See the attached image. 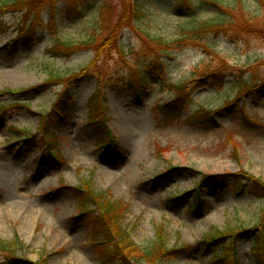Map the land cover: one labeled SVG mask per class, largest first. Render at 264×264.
Returning a JSON list of instances; mask_svg holds the SVG:
<instances>
[{
    "label": "rangeland",
    "instance_id": "rangeland-1",
    "mask_svg": "<svg viewBox=\"0 0 264 264\" xmlns=\"http://www.w3.org/2000/svg\"><path fill=\"white\" fill-rule=\"evenodd\" d=\"M93 1L33 0L0 11V104L7 102L0 112V243L19 245L15 253L0 248V264H126L107 257L96 231L98 207L86 212L79 204L75 187L85 180L123 204L118 225L137 249L157 252L134 264H259L253 247L264 239V197L251 184H264V5L232 0L233 24L207 36L211 46L175 44L163 55L166 80L144 86L141 67L155 43L142 44L128 27L110 40L97 38L95 45H105L100 51L93 44L70 57L47 51L56 35L79 43L97 30L102 1L107 29L122 16L132 18L134 0ZM167 3L148 2L154 14L137 24L172 41L178 20L157 7ZM31 24L38 27L36 40L15 51L11 41ZM204 65L223 73L218 81L224 82H201ZM169 80L187 82L188 106L171 116L161 110L174 94ZM66 88L63 115L47 128L51 143L41 112L46 117ZM97 95L98 112L91 114ZM232 101L235 110L223 108ZM208 111L213 120L203 118ZM244 181L249 186L240 189ZM222 233L231 236L207 243ZM229 245L231 257H214Z\"/></svg>",
    "mask_w": 264,
    "mask_h": 264
},
{
    "label": "trees",
    "instance_id": "trees-1",
    "mask_svg": "<svg viewBox=\"0 0 264 264\" xmlns=\"http://www.w3.org/2000/svg\"><path fill=\"white\" fill-rule=\"evenodd\" d=\"M30 1L32 2L33 0H0V11L6 9L7 7ZM95 1L96 0L93 1V4ZM153 1L155 0H134L131 6L132 18L129 19V17L127 16H122L120 19L116 20L115 24H111L110 29H107L110 21L108 18V13H106L105 9L106 3L102 1L101 5L96 4L98 6L99 13L101 12L100 15L98 14V17L96 19V24L99 27L97 30H94L92 33H90L87 39H84L79 43H73L70 39L64 38L61 35H56L47 48V51L53 56L64 55L70 57L82 45H95V40L97 38L100 39L102 36L104 37V40L107 37H109L108 40H110L113 38L111 37L113 34L116 33L117 36V34L123 31L124 28L128 27L131 31L135 32L138 35V38L141 40L142 44H146L147 38L155 43V45L151 47L152 49L149 50L152 59H150V62L148 61L145 67H141V78L139 83L140 85L145 86L152 78L161 79L163 80V82L166 80V71L164 66H162L165 62L163 55H169L170 53H172L173 50L176 49L175 44H178L180 48H201L203 42L207 43V36H209L211 33H217L218 31L222 30V27L233 24V20L229 18L230 14L228 13V8H231L233 4L232 0H198L197 3H194L192 0H170V3L157 6L159 7V10H167L168 14L173 18H177L179 23V31L175 34L178 37L172 41H168L159 35H151L148 30H146L145 28H141L137 24L138 21L145 20V18L154 14V12H150V7L147 5L148 2L151 4ZM236 1L239 4H242V0ZM258 2L261 4V6L264 5V0H258ZM159 10L156 9L155 13H158ZM204 11L212 13V16L208 19H201V17H199V14ZM71 12H78L76 6L71 9ZM176 28H178V26ZM19 29V34L11 41V48H13L15 51H18L21 47L31 45L38 36V27L34 24H31L29 27L23 26ZM98 34H100L99 37L94 36ZM102 42H100L98 45H95L94 48L100 51V47L105 46ZM121 45L122 43H119L118 40L117 49L120 53L126 56L130 52H125ZM209 45L210 44H208V46ZM131 50H133V48ZM212 54L215 57H220L217 52H214ZM170 59L172 60L173 58ZM159 66H161L160 68L163 69V72H158ZM143 69L145 70V72ZM204 69H207V72L200 75L201 77L199 80L201 82L205 81L212 87L217 86V84L221 85L224 82L221 81L220 83V81H218L219 79L223 78V73L212 71V68L210 67L209 69L208 65H204ZM198 70L199 68L193 71L194 76L196 75ZM50 77L52 78V80H57L60 78L55 74H52ZM166 84V86H168V90L172 91L174 94L173 97L162 106L161 110L164 114H167L169 116L177 115L179 112H181L182 108H186V106H188V100L184 98L186 93H183L185 92V86L187 82L178 83L177 81L169 80ZM7 93L15 94L16 92L8 91ZM59 94L60 95L58 96V100H56L57 102L55 101L54 107L47 112V116L45 117L46 113H44V111L41 112L42 117L40 122L43 123L41 125L45 128V139L46 141L51 143H54L55 140L53 139V137H51L52 134H49L47 128L51 124L50 122L55 120L58 121L59 118L62 117L63 109L61 110L60 107H62L61 104L66 100V96L68 95L67 88L64 91H61ZM3 95H5V93L1 92L0 96ZM97 98L98 95L96 98H91V114L98 112V106L100 102ZM6 104L7 102L0 104V111L4 108L6 109ZM14 104L16 105L17 103L14 102ZM234 106L236 105L232 101L228 102L223 108L227 109L228 111H233L235 110ZM210 113L211 112L208 111L203 115V118L206 121L213 120V115H211ZM201 116L202 115H199L197 117V120H201ZM90 124H93V126H95V128H97L98 130H101V128H103L102 123L95 117L90 118ZM260 182L261 181L256 180V183L254 182L253 184H251V187L255 195L263 198L264 184L260 185ZM243 183L244 184H242V187H240V189H243L245 186H249L248 182L244 181ZM75 191L80 197L79 204L82 206V210L88 212L87 210H89V206L95 205L98 207L97 209L99 210V212L94 216L95 220L98 222L96 231L101 237H104V241L107 243L106 254L108 258H118L124 261L126 264H134L145 257V253L148 254L149 258L155 257L157 252L154 251L141 253L130 239L126 228L119 227L118 224L120 211L121 209H124V206L120 201L111 199L106 192L95 191L92 184L87 180L84 181V185L76 186ZM229 236H231V234H216L215 236L209 238V240H207V243L215 245L218 242L225 241ZM259 240L260 241H258L256 245H254L253 252L259 257V264H264V239L259 237ZM18 246L19 245L16 239L10 242L0 243V248H3L7 252L12 253H15V251L18 250L16 249ZM156 249L162 250L163 247L160 244V246H158ZM231 256L232 254L230 245L222 250L220 257L217 256V253L214 255V257L218 260H223ZM27 264L31 263L27 262Z\"/></svg>",
    "mask_w": 264,
    "mask_h": 264
}]
</instances>
